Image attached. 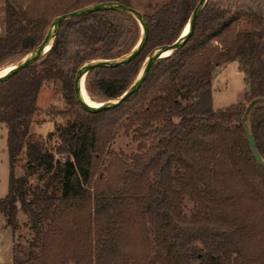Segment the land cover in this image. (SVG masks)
I'll return each instance as SVG.
<instances>
[{"label": "trees", "instance_id": "trees-1", "mask_svg": "<svg viewBox=\"0 0 264 264\" xmlns=\"http://www.w3.org/2000/svg\"><path fill=\"white\" fill-rule=\"evenodd\" d=\"M24 1L3 0L0 64L39 45L53 21ZM108 1L134 7L131 0H72L71 9ZM197 1L167 0L144 14L149 38L141 52L119 66L94 67L85 76L87 92L110 100L126 91L152 50L181 35ZM197 17L188 41L154 62L139 88L110 109H84L73 81L82 63L137 45L141 28L126 11L67 19L41 60L0 81L9 170L0 212L13 238L18 210L33 232L27 247L13 241L9 264H66L58 260L66 236L73 264H264V165L252 156L242 126L246 103L264 97V0H207ZM226 62L242 75L243 100L214 108L212 78ZM48 84L71 117L47 134L56 136L53 148L42 149L30 135L45 112L36 101ZM53 113L51 106L46 114ZM121 118L137 151L111 153L107 164L122 165L115 185L91 190L94 167ZM247 122L264 159V105ZM20 154L26 172L16 176ZM39 169L41 183L32 188L29 175ZM185 199L193 205L188 213ZM132 227L144 233L151 253L116 261L119 232Z\"/></svg>", "mask_w": 264, "mask_h": 264}, {"label": "rangeland", "instance_id": "rangeland-1", "mask_svg": "<svg viewBox=\"0 0 264 264\" xmlns=\"http://www.w3.org/2000/svg\"><path fill=\"white\" fill-rule=\"evenodd\" d=\"M32 2L34 10L38 13H44L50 18H55L59 14L72 11L71 2L72 0H25V2ZM167 0H131L133 2L134 8L138 9L143 14L151 13L155 7L161 5ZM223 1V0H222ZM225 1H240V0H225ZM151 5L152 7H150ZM4 10L5 5L3 0H0V35L4 33L5 21H4ZM140 27V24H139ZM141 28V27H140ZM183 32V31H182ZM29 52V51H28ZM26 52V54L28 53ZM25 55H11L9 58L5 59L0 64V72L9 70L12 65L20 61ZM213 90H212V99L213 107L218 108L226 106L235 101H242V93L246 88L245 82L242 80V75L237 71L235 62H226L218 67L214 71L212 78ZM87 91V90H86ZM53 88L50 84L44 86L39 92L36 103L41 107L45 112L41 113L39 116L35 117V120L40 122L35 123L31 132V140L40 145L42 149L53 148L56 144V136L49 137L47 134L56 130L61 124H65L66 121L71 117L69 113L65 114L69 110V105L65 102L64 98L61 95L56 97L52 96ZM89 98L94 102L106 101L103 98L97 95H91L88 93ZM54 111L53 114H46V111L50 109ZM125 118H121L117 122L111 131V137L108 139L106 144L105 152L101 155L100 159L95 165V170L91 181L89 183L90 189L96 188V186L107 187V184L115 185L116 180L118 179L119 174L122 171L121 162L116 161L112 163V166L107 164V160L111 157V153L121 152L128 154L131 152H136V144L132 142L130 135L124 134L123 123ZM25 157L23 154H20L17 157V160L14 162L13 170L16 176H22L26 169H24ZM41 170H37L36 173L29 175V186L32 188L35 185L40 184L41 180L39 179V173ZM107 177V183H104V178ZM8 153L6 152V128L4 125L0 124V198L4 197L8 192ZM102 179V180H100ZM111 187H113L111 185ZM192 202L189 199L184 201V211H188L192 208ZM16 218L19 222V228L14 233V238L12 236L11 229L6 225L3 215L0 212V263L9 264L13 259L12 246L13 241L21 244L23 247H27L33 238V232L29 229V222L26 216L18 210ZM120 246L118 250L120 251L116 255V261L121 256L131 255L136 258L140 257L143 254H150L149 245L146 246L145 238H142V233L139 231L138 227H132L131 229H124L120 232ZM125 237L127 244H123L122 238ZM70 236L62 238V246H59L58 260H67L66 264H73L72 260H68L73 251L64 250L66 245H71ZM202 248L204 251L207 250L205 246L196 242L195 247ZM132 259V258H131ZM198 262V261H197ZM195 262L194 264H197ZM127 264H134L133 262Z\"/></svg>", "mask_w": 264, "mask_h": 264}, {"label": "water", "instance_id": "water-1", "mask_svg": "<svg viewBox=\"0 0 264 264\" xmlns=\"http://www.w3.org/2000/svg\"><path fill=\"white\" fill-rule=\"evenodd\" d=\"M207 3V0H198L196 5L194 6L191 14H190V19L188 21L189 23V28L186 32V34L181 35L177 37L174 41L169 42V43H163L158 45L152 52L146 57L144 63L142 64V69L136 79L131 83V85L124 91L121 95L118 97L112 98L110 100H106L107 103L100 107H91L89 106L86 102L83 101L81 97V81L82 78L87 75L89 71H91L94 67H109V66H119L122 64H125L127 61L131 60L132 58L136 57L146 44L149 38V29H148V24L147 20L144 17V14L140 12L138 9L128 6L126 4H122L117 1H108V2H94L91 3L90 5H86L83 7L75 8V10L64 12L59 14L57 17L53 18V21L48 28L46 34L44 35L43 41L35 46L32 50H30L25 57H23L20 61H18L14 66L10 69L9 72L5 74H0V81H4L13 74L19 72L22 68L27 67V65L33 64L38 62L43 58V56L46 54V52L52 47L55 39L57 38V34L59 32V29L63 25V23L67 19L75 18V16H81V15H87L90 14L91 12L94 11H99V10H108V9H118L121 11H126L127 13L131 14L134 18H136L140 23L143 24V42L142 45L136 49L130 50V52L125 53L122 56L116 57V58H109V59H98V60H93L89 62H84L82 63L77 69L76 75L74 77L73 81V86H74V97L77 102L81 104V106L86 109L87 111L94 112V111H99V110H106L110 109L111 107L117 106L124 102V100L127 99L129 95L134 93L139 86L141 85L143 79L145 78L147 72L151 68L150 66L159 60V58L167 55L164 54L165 52L169 51L168 54L171 52L175 51L176 48L184 45L188 39L191 36V32L195 26V23L197 21V16L202 9V7ZM259 105H264V97H255L248 101L245 105V108L242 112V126L243 130L246 133V137L248 140V145L250 147L252 156L256 160L258 164L264 165V159L261 157L259 154L257 147L255 146V141L253 138V135L251 131L249 130L248 126V116L249 113L253 108Z\"/></svg>", "mask_w": 264, "mask_h": 264}, {"label": "bare ground", "instance_id": "bare-ground-1", "mask_svg": "<svg viewBox=\"0 0 264 264\" xmlns=\"http://www.w3.org/2000/svg\"><path fill=\"white\" fill-rule=\"evenodd\" d=\"M140 27H141V37H140V40H139V42L137 43V45L134 47V49L140 47V46L142 45V42H143L144 35H143V24H142V23H140ZM188 28H189V23H187V25L185 26V28L183 29V32H182L181 34H182V35L186 34ZM168 53H169V51L165 52L164 54H168ZM13 66H14V65H12V67H13ZM12 67H11V68H12ZM11 68H10V69H11ZM10 69H9V70H6V71H4V72H0V74H5V73L9 72ZM81 86H82V88H81V97H82L83 101L86 102L89 106H91V107L94 108V107H100V106L104 105L105 103H107V101H101V102H95V101H94V102H93V101L89 98V96H88V94H87V91H86V87H85V85H84V77L82 78Z\"/></svg>", "mask_w": 264, "mask_h": 264}, {"label": "crops", "instance_id": "crops-1", "mask_svg": "<svg viewBox=\"0 0 264 264\" xmlns=\"http://www.w3.org/2000/svg\"><path fill=\"white\" fill-rule=\"evenodd\" d=\"M236 69H237V65H236ZM238 71V70H237Z\"/></svg>", "mask_w": 264, "mask_h": 264}]
</instances>
